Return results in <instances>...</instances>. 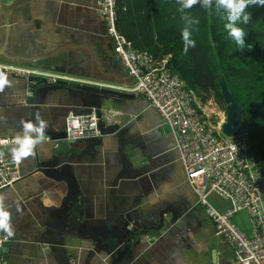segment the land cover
<instances>
[{
	"label": "crops",
	"instance_id": "crops-1",
	"mask_svg": "<svg viewBox=\"0 0 264 264\" xmlns=\"http://www.w3.org/2000/svg\"><path fill=\"white\" fill-rule=\"evenodd\" d=\"M100 1L31 0L0 11V64L34 72L0 71L9 81L0 136L15 137L39 115L52 139L17 163L22 180L0 191L13 225L3 264H235L187 181L171 130L132 91L136 80L115 54ZM92 109L119 111V124L101 122L102 137L56 150L68 114ZM4 156L14 162L11 148ZM210 201L230 208L217 195ZM239 215L233 221L247 237Z\"/></svg>",
	"mask_w": 264,
	"mask_h": 264
},
{
	"label": "built area",
	"instance_id": "built-area-1",
	"mask_svg": "<svg viewBox=\"0 0 264 264\" xmlns=\"http://www.w3.org/2000/svg\"><path fill=\"white\" fill-rule=\"evenodd\" d=\"M117 1L101 0L98 9L114 40L115 54L128 74L136 80L132 91L144 96L171 130L187 181L217 232L234 250L235 264H264V180L249 158L245 136L233 139L224 136L222 124L216 128L194 93L186 89L178 75L167 69L168 59L158 61L132 47L117 29ZM0 71L24 79L34 74L24 68L2 64ZM119 118L120 112L116 110L102 114L96 109L83 114L70 112L66 119L65 139L81 141L100 138L101 122L118 125ZM14 138L0 136V191L23 178L19 165L9 162L4 156V150L13 147ZM45 141L51 142L52 139L46 138ZM211 195L228 201L230 208L225 212L217 210L210 201ZM241 212L250 217L254 239L246 237L233 221L234 216ZM10 242L11 236L0 230V250ZM0 264H3L1 258Z\"/></svg>",
	"mask_w": 264,
	"mask_h": 264
},
{
	"label": "trees",
	"instance_id": "trees-1",
	"mask_svg": "<svg viewBox=\"0 0 264 264\" xmlns=\"http://www.w3.org/2000/svg\"><path fill=\"white\" fill-rule=\"evenodd\" d=\"M187 11L199 20L193 33L196 47L187 54L180 36L185 13L176 0H156L151 7L149 0H118L117 29L135 50L158 61L168 59L167 69L202 106L213 100L227 110L221 92V82L226 81L242 111L249 158L264 180V7L248 9L252 19L243 25L247 33L243 50L227 38L225 21L214 8L195 5Z\"/></svg>",
	"mask_w": 264,
	"mask_h": 264
},
{
	"label": "clouds",
	"instance_id": "clouds-1",
	"mask_svg": "<svg viewBox=\"0 0 264 264\" xmlns=\"http://www.w3.org/2000/svg\"><path fill=\"white\" fill-rule=\"evenodd\" d=\"M179 10L185 13L182 16L184 27L181 29V40L183 42V51L187 54L190 48L196 47V40L193 33L199 20L190 14L187 10L199 5L203 9L214 8L221 13L224 23V31L227 38H230L240 50L246 46L247 33L243 25H248L251 21L250 6L264 7V0H176ZM9 84L6 77L0 78V91L5 85ZM225 123V122H224ZM223 123V124H224ZM47 123L36 116L35 122L26 121L22 124V130L17 134L11 148V158L14 162L20 163L23 159L34 153L38 144L45 139V130ZM0 230H3L8 236L13 235V225L10 212L4 204V197L0 196Z\"/></svg>",
	"mask_w": 264,
	"mask_h": 264
},
{
	"label": "water",
	"instance_id": "water-1",
	"mask_svg": "<svg viewBox=\"0 0 264 264\" xmlns=\"http://www.w3.org/2000/svg\"><path fill=\"white\" fill-rule=\"evenodd\" d=\"M31 0H16L11 5H4L0 2V11L4 13H10L15 11L19 6L30 2ZM221 92L224 98L225 104L228 108V115L226 122L222 125V134L227 138L233 139L236 137H244L247 135V128L243 122L242 111L234 99L233 95L229 91L228 85L225 80L221 82ZM71 141L64 139L58 142L56 150L64 151L70 146Z\"/></svg>",
	"mask_w": 264,
	"mask_h": 264
},
{
	"label": "rangeland",
	"instance_id": "rangeland-1",
	"mask_svg": "<svg viewBox=\"0 0 264 264\" xmlns=\"http://www.w3.org/2000/svg\"><path fill=\"white\" fill-rule=\"evenodd\" d=\"M6 2H11V0H6ZM198 103L200 104L199 99H198ZM203 105L204 106H202V105L201 106L211 116L210 117V120H211L212 124L216 128H219V126L221 124L223 125V123L226 121V118H227V115H228V108H227V110H225L223 106H219L213 100H211L208 103L203 104ZM226 107H227V105H226ZM222 120H224L223 123H222ZM240 214L241 215L238 216V218H240V220H235V222L241 227V229L243 230V232L250 239V238L253 237L252 236L253 227H252V224H251V220H250V218H249V216H248V214L246 212L245 213H240Z\"/></svg>",
	"mask_w": 264,
	"mask_h": 264
},
{
	"label": "bare ground",
	"instance_id": "bare-ground-1",
	"mask_svg": "<svg viewBox=\"0 0 264 264\" xmlns=\"http://www.w3.org/2000/svg\"><path fill=\"white\" fill-rule=\"evenodd\" d=\"M226 122V121H225Z\"/></svg>",
	"mask_w": 264,
	"mask_h": 264
}]
</instances>
